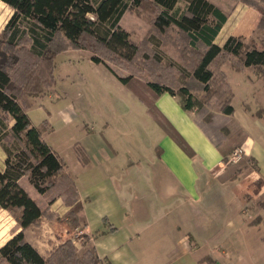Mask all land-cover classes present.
Listing matches in <instances>:
<instances>
[{"label":"crops","instance_id":"0c3cea01","mask_svg":"<svg viewBox=\"0 0 264 264\" xmlns=\"http://www.w3.org/2000/svg\"><path fill=\"white\" fill-rule=\"evenodd\" d=\"M59 56L61 64L89 62L99 68L101 76L121 93L118 109L114 106L115 101L109 98L86 101L93 113L84 122L85 129L81 127L82 120H71L64 109L58 110L56 117L49 116L48 125L51 126L42 133L43 139L64 160L82 203L79 220L81 232L86 236L83 251L94 247L99 264H138L145 256H151L144 253L149 235L151 245L160 246L154 254L167 251V256L175 261L191 257L197 248L204 247L205 243L197 239L200 236L210 246L205 244L207 250L199 251L196 262L209 256L224 264L214 252L216 239L210 240L216 233L208 239L203 235L211 233L210 226H233V231L239 226H252L258 235H264V80L256 75L252 66L241 70H236L230 63L222 66L232 91L233 112L226 123L233 128H228L230 136L223 142L229 141L224 146L222 142L220 147L238 145L242 160L247 161V166L232 171L230 164L222 162V154L212 141L214 135L195 118L193 110L182 108L178 96L162 92L154 98V105L189 152L164 130L138 96L105 65L91 60L89 51L68 49ZM54 79L57 80L55 76ZM55 87L36 97L32 104L62 101L63 97ZM96 103L100 104L99 109L95 107ZM27 114L37 126L38 121L32 120L28 111ZM58 121L71 123L73 138L79 135L83 139L80 148L85 162L74 151L65 153L61 141L53 138L52 125L56 127ZM22 181H27L26 187L22 186ZM18 182L28 195L37 197L36 203L43 208L42 195L28 179L22 176ZM34 192L37 193L35 197L32 196ZM68 210L69 206L59 198L48 206V213L54 215V219L41 216L37 225L24 230V239L42 256L70 234L65 222L55 220L64 218ZM256 218L260 221L254 222ZM184 226H192L197 237L188 236ZM13 228L9 237L20 230L17 226ZM148 229H151L149 234L146 233ZM227 234L228 230H222L217 236L224 238ZM128 245H134L137 252H124L122 248ZM252 253L253 264H264V242H257Z\"/></svg>","mask_w":264,"mask_h":264},{"label":"trees","instance_id":"16d2710c","mask_svg":"<svg viewBox=\"0 0 264 264\" xmlns=\"http://www.w3.org/2000/svg\"><path fill=\"white\" fill-rule=\"evenodd\" d=\"M1 1L11 8L12 14L0 33V143L4 142L0 209L12 213L20 230L0 247V264H98L100 259L94 247L78 254L71 240L66 239L45 257L24 239L27 227L37 225L41 216L51 219L54 215L28 195L18 182L20 177L25 176L48 204L62 198L69 206L67 218L72 225L77 226L82 210L64 160L42 137L41 128L47 122L40 128L32 124L27 114L32 104L27 96L36 97L55 82V57L68 49L89 51L91 60L105 64L189 152L154 105V98L162 92L178 96L183 109L193 110L198 117L202 115L200 122L213 128L212 141L222 154V162L227 164L233 148L220 145L229 134L225 124L233 107L232 91L222 66L230 63L236 70L252 66L264 80V37L260 46L234 35L227 36L219 45L215 38L227 20L219 6L209 0H151L152 28L159 34L174 30L183 43L178 45L179 55L191 66L178 70V79L172 74V64L163 62L154 48L153 34L143 38V44L138 43L120 25L122 16L138 9L145 0ZM180 1L182 6L178 5ZM259 13L257 26L264 31V9L259 8ZM156 42L159 45L158 38ZM140 56L149 61L147 66L153 68L150 72L156 76L154 79L136 78L131 72L121 74L113 66L130 69ZM199 91L213 98L218 112L208 110L211 103L204 101ZM77 155L85 162L81 148ZM259 221L260 218L254 219ZM203 262L217 264L209 256L195 264Z\"/></svg>","mask_w":264,"mask_h":264},{"label":"rangeland","instance_id":"374dc122","mask_svg":"<svg viewBox=\"0 0 264 264\" xmlns=\"http://www.w3.org/2000/svg\"><path fill=\"white\" fill-rule=\"evenodd\" d=\"M150 1L151 0H145L142 6H140L138 9L127 11L120 19V25L123 29L129 32V38L131 40H134L135 42L143 44V42H141L143 38H145L146 36H151L152 34V36L158 38L159 45L156 42V38H153L154 48L157 50L158 55L163 60V62L172 64L171 69L173 72H171L173 76L175 74L176 77L179 79L178 75L176 74L177 72H179L178 70H182L183 66L184 68L188 69L191 67L188 63V60H185L184 58L181 59V56L179 55L180 52L177 48L178 45H182L183 43H181L180 38H178V34L174 30H170L168 33L165 32L164 34H159L152 28L151 19L154 13ZM209 1L215 4L216 6H219L228 19L227 22L224 23V26L219 34V39L217 40V43L222 44L223 40L227 36L234 35L240 36L245 41L253 43L256 46H260V40L264 37V31L258 28L257 24L260 16L259 8L264 9L263 0ZM178 5L182 6L183 1H180ZM11 14V8L0 0V33L6 22L11 17ZM172 39L173 42L171 41ZM59 55L56 59L57 67L55 69V72H53L57 80L55 79L53 86L56 85V91H59L61 93L63 100L54 102L53 100L41 101V104H31V106L27 108V111L31 115V119L38 121L37 126L41 128L42 124L44 122H47V125H45L44 128H41L42 133L48 130L51 126L48 125V122H50L49 116L54 115L56 117V112L58 110L64 109L69 113L71 120L74 118L82 120L83 122L81 127L82 129H85V123L93 113V110L89 107L87 103H85L89 100L98 101L102 97L109 98L110 100L115 101L114 106L118 109V98L121 93L118 90H115L113 86H111V84L108 83L103 76H101L99 68L95 67L94 65H91L89 62L84 60H81L79 62L80 64L75 62V64L72 65L73 62L68 63L67 61L64 64H61V57ZM66 64H69L71 66L67 67ZM148 64L149 61L145 60L144 57L140 56L136 59L135 63L131 66L130 69H127L125 67L119 68V66H117L116 64H113V66L117 70V72L121 74L131 72L133 77L136 78L154 79L156 76H154L152 72H150L153 68L148 67ZM106 68L108 69L107 66ZM164 73L166 75V67L164 68ZM104 81L106 82V84L104 83ZM48 90L49 88L44 89L42 93L36 97L44 95L46 92H48ZM198 94L202 96L204 101H208L209 103H211L207 107L210 112H218V107L214 105V100L211 96L204 95L202 91H199ZM36 97L27 96V100L32 103ZM68 104H70L69 107L72 109H67ZM95 107L99 109L100 104L96 103ZM194 116L196 119L201 121L200 118L202 115L198 117L197 114H194ZM202 125L208 130L209 133L213 134V128H210V126L207 125L206 122L202 123ZM70 126L71 123L67 125V122L62 121H58L56 127L52 125V131L54 130L53 138H58L61 141V144L64 149L63 151L65 153H71L72 151H74L77 154V151L80 149V145L83 143V139L79 138V135L74 136L77 138H73ZM226 126L227 128H233L230 123H226ZM0 129H2L1 126ZM229 136L230 135H228L226 138H228ZM236 137L238 136L236 135ZM227 141H229V139H226L222 143V145L224 146ZM3 145L4 142L1 141L0 169L2 167V156L4 152ZM235 148L237 147L234 146L233 149ZM246 162L247 161L244 159L243 162L241 161V163L239 161L236 163H229V166H231L230 170L233 171L236 167L239 166H247ZM25 184H27V181H22V186L24 185L23 187H26ZM36 194L37 193L34 192L32 196L35 197ZM33 199L38 201L37 197ZM40 201L42 204L44 203V207H48L50 205L48 204L47 199H45L44 197H42ZM55 220L57 222L66 223L70 230V234L66 239L71 240V242L75 246L76 252L78 254H81L83 251L82 245L86 241V236L81 232L82 226L80 220L77 226H75L74 224L72 225V222L70 223V217L69 219L67 218V213L65 214L64 218L57 217ZM15 222L16 220L12 213L8 212L7 210L0 209V247L3 245L6 239L11 237H9V235L14 232L13 227H19L17 222ZM183 228L186 229V233L188 232V236L192 234L193 238H195V236L197 237V233L192 229V226H184ZM210 228L212 230L211 233H201L206 236V239L210 238L209 236L213 232L216 233L210 238V240L212 241L216 239L214 252L215 255L220 256L224 260V264H253V259L251 257L253 255L252 251L255 249V244L257 242H264V235H258L255 231L256 229L252 226H239L238 230L236 231L232 230L233 226H210ZM178 230L179 229L177 228V231ZM222 230H228V234L224 238L217 236L219 232L221 234ZM177 231H175V233H177ZM150 232L151 229H148L146 233L149 234ZM197 239H201V241H203L206 245L210 246L209 242H205L204 240H202L205 238H200L199 236V238L197 237ZM146 245L147 247H144V253L145 255L151 256H145L144 258L139 260L138 264H194L198 258L199 251L207 250V248L200 247L196 249V252H194V254H191V257H182L180 260L171 261V258L167 256V251L165 253L154 254V251L156 249H159L160 246L151 245V238L149 237V235L147 237ZM57 246L53 247L52 250L45 257H48ZM166 249L168 250L167 246ZM122 250L124 252H137V248H135L134 245L125 246L122 248ZM240 255L242 257H240ZM203 264L207 263L203 262ZM217 264H219V262H217Z\"/></svg>","mask_w":264,"mask_h":264},{"label":"built area","instance_id":"2783aa9c","mask_svg":"<svg viewBox=\"0 0 264 264\" xmlns=\"http://www.w3.org/2000/svg\"><path fill=\"white\" fill-rule=\"evenodd\" d=\"M242 153H241V150L237 147L235 149H233L230 154L228 155V158H227V164L229 163H236L238 162L241 158H242Z\"/></svg>","mask_w":264,"mask_h":264}]
</instances>
